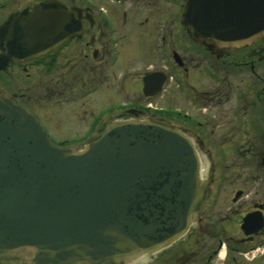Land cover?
Instances as JSON below:
<instances>
[{"label": "flooded vegetation", "instance_id": "flooded-vegetation-1", "mask_svg": "<svg viewBox=\"0 0 264 264\" xmlns=\"http://www.w3.org/2000/svg\"><path fill=\"white\" fill-rule=\"evenodd\" d=\"M47 2L71 34L30 58L0 41V91L57 146L154 121L176 126L200 160L198 218L134 264H264V37L231 47L194 38L185 0H0V27Z\"/></svg>", "mask_w": 264, "mask_h": 264}, {"label": "water", "instance_id": "water-1", "mask_svg": "<svg viewBox=\"0 0 264 264\" xmlns=\"http://www.w3.org/2000/svg\"><path fill=\"white\" fill-rule=\"evenodd\" d=\"M56 7L3 23L13 57H35L71 34ZM181 20L194 38L246 45L264 37V0H185ZM206 196L199 157L176 126L112 123L61 147L0 91V261L134 264L184 235Z\"/></svg>", "mask_w": 264, "mask_h": 264}, {"label": "rangeland", "instance_id": "rangeland-1", "mask_svg": "<svg viewBox=\"0 0 264 264\" xmlns=\"http://www.w3.org/2000/svg\"><path fill=\"white\" fill-rule=\"evenodd\" d=\"M47 108V106H46ZM224 253L221 254V256L223 257ZM14 263H19V262H14ZM4 264H12V263H4Z\"/></svg>", "mask_w": 264, "mask_h": 264}]
</instances>
